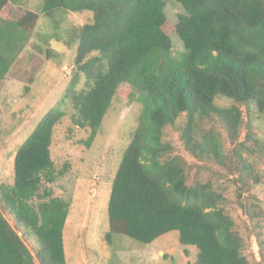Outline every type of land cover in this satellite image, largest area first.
<instances>
[{
  "label": "trees",
  "instance_id": "trees-1",
  "mask_svg": "<svg viewBox=\"0 0 264 264\" xmlns=\"http://www.w3.org/2000/svg\"><path fill=\"white\" fill-rule=\"evenodd\" d=\"M176 1L184 9L177 24L168 19L165 0L44 1L41 13L56 27L57 15L92 16L66 39L57 37L77 45L71 79L17 150L14 182L0 187V264H69L64 230L70 203L44 188L68 169L57 170L52 159L54 128L70 105L71 122L88 131L83 143L90 148L118 97L140 104L142 112L111 186L106 242L122 235L149 245L177 232L182 246L196 249L195 264H250L223 208L226 198L210 182L188 184L167 130L177 127L187 150L221 162L218 136L200 128L201 121L217 118L232 140L246 115L254 113L264 124V0ZM27 3L0 0V90L8 77L30 72L23 73L20 55L39 14ZM173 35L185 49L180 58L172 55ZM246 137L249 153H264V138L249 128ZM238 157L236 163L254 176L248 156ZM27 238L36 242L34 250ZM260 248L264 260V242Z\"/></svg>",
  "mask_w": 264,
  "mask_h": 264
},
{
  "label": "rangeland",
  "instance_id": "rangeland-1",
  "mask_svg": "<svg viewBox=\"0 0 264 264\" xmlns=\"http://www.w3.org/2000/svg\"><path fill=\"white\" fill-rule=\"evenodd\" d=\"M27 8L39 14L37 26L29 43L21 53L23 73L5 81L0 90V187L14 181V158L19 147L33 132L42 117L64 96L75 59L76 48L57 42L66 39L69 30L86 24L90 13L56 16L57 27L42 15L45 0H27ZM168 19L177 24L184 9L176 0H165ZM51 37V39H49ZM172 55L180 58L185 52L178 35L172 36ZM47 49L50 54H47ZM33 77L30 84L29 79ZM26 87L29 89L27 90ZM220 105L229 106L228 102ZM66 116L54 128L51 146L52 159L57 170L66 173L49 188L52 197L70 203L64 230L66 259L69 264H195L197 251L179 243V234L170 232L149 245L128 237L115 235L106 242L108 232V203L111 186L122 160L123 151L131 141L142 112L140 104L125 98H116L101 129L90 148L83 141L88 131L74 127L72 107H66ZM246 122L231 139L217 119L201 121L199 127L218 136L222 146V160L213 156H200L185 148L177 127L168 129L172 145L179 150L185 163L189 185L210 182L224 195L223 208L235 222V229L244 241L243 254L250 264H264L261 243L264 242V153L248 152L252 143L247 140V129L264 138V124L256 114L246 115ZM70 129L72 133L70 134ZM204 133L198 134L201 141ZM210 135V134H207ZM238 155L248 156L255 168V177L242 164ZM257 178V181H256ZM43 188L39 192L43 195ZM42 201L35 199L34 204ZM13 225V219L5 213ZM20 235H22L20 233ZM29 249L36 242L24 239ZM187 250V256H186Z\"/></svg>",
  "mask_w": 264,
  "mask_h": 264
}]
</instances>
